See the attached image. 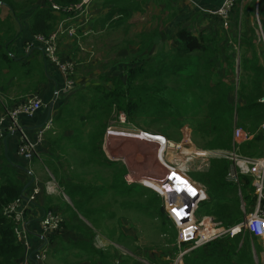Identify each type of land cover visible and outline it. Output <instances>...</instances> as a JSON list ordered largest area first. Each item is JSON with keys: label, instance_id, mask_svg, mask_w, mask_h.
I'll return each instance as SVG.
<instances>
[{"label": "trees", "instance_id": "obj_1", "mask_svg": "<svg viewBox=\"0 0 264 264\" xmlns=\"http://www.w3.org/2000/svg\"><path fill=\"white\" fill-rule=\"evenodd\" d=\"M108 1L137 9L142 6V1L138 2L137 0ZM179 1L166 0L169 4ZM82 2L83 0H53L47 14L43 17L38 16L34 21L36 35L49 37L54 34L56 32L54 30L64 20L62 18L68 14L67 12H65L66 14L62 13L64 16L58 18L52 12L54 10L52 5H57L65 10ZM242 2V0L237 2L235 6L237 12H239ZM5 3L12 7L13 11H16L17 4L11 0H5ZM176 16V13L173 14L172 20ZM254 16L255 9H251V14L246 9L244 22L241 24L239 21L235 22V29L239 30L240 33L236 42L239 49L238 58L234 56L236 52L222 46L224 37H221L219 31L201 32L196 35L191 30L183 28L176 32L173 45L171 44L168 48L156 52H154L156 40L161 38L157 29L153 31L151 36H143L142 43L147 45V49L151 51L152 55L148 61L138 67L129 68L126 79H120L113 89L103 86L96 89L93 98H86L85 95H82L77 100L79 107L83 105L89 107L85 117L91 127V132L84 135V132L70 128L76 130L77 134L70 137H58L55 142H50V146L58 150L61 143L67 140L74 149L85 155L84 161L96 162L102 166L106 164V161L101 152V146L107 131V121L112 112H123L128 117L129 122L134 125H138V120L144 117L151 119L152 122H172L174 126L181 128L186 122H192L190 119L192 114L198 117L203 111L200 119L197 122H192L194 123V134L202 140L203 148L207 150H231L234 132L236 129L242 128L245 132L254 134L255 137L253 141L242 145L241 153L249 157L262 156L264 137L259 129L264 122V102L262 101L264 99V65L258 57L259 50L257 48L260 39L257 33L258 26L253 25ZM1 32L9 37L10 40L7 44L18 37L14 25L4 24L2 21H0ZM221 62H226L234 74L239 72L238 83H231L221 76L220 72L223 70H219L218 66ZM10 63L11 66L9 67L8 64ZM4 65L12 69L14 62L6 53L0 51V83H7L9 76L23 78L28 74V69L26 71L23 66L17 65L13 70L7 72ZM235 67L238 68L236 71ZM41 77L44 79L45 76L42 75ZM171 79L172 88L167 84ZM181 83L187 84V89L194 85L199 98L194 100L191 93H188L186 101L183 100V93L180 91L183 89ZM169 91L170 94L172 93V98L167 95ZM188 96L192 98L189 99ZM176 99L182 100V102L177 103ZM73 107L62 109L57 119L53 120L54 126L56 122L60 129L61 125L68 129V124H75L74 121L69 122L70 119L75 120L77 117ZM64 115L67 118H63ZM158 138L168 140L164 137ZM56 144L58 147L54 146ZM64 153L67 155L66 151ZM230 168L231 163L227 160H213L209 172L190 174L194 181L206 188L210 197L208 203L201 201L199 204L200 208L203 209V214L213 216L226 227L239 224L244 216L241 211L240 200L236 195L238 190L226 180ZM55 170L59 173L58 169ZM126 172L125 169L121 172L120 181H123V175ZM74 178L80 180L78 176H74ZM59 181L61 188L63 186L67 188L72 186L71 189L77 188L73 181L66 182L65 177H60ZM177 182L173 185L170 184L168 191H166L169 203L175 206L178 203L176 200L180 202L185 200L181 209L187 207L186 211L191 217L196 208L195 203H192L194 202V194L186 190L189 186L188 182L187 185H179ZM118 186L119 184L114 185L119 193H122ZM25 187L19 180L12 179L0 188V264H19L26 257L25 245L15 233L16 223L3 215L6 206L23 198ZM190 187L192 188L191 184ZM178 188L181 190L177 191ZM154 196L155 198L151 203L159 206L160 203L155 202L157 196ZM70 197L72 198V192ZM68 207L69 212L73 214V219L77 221L76 209L69 205ZM77 208L80 209L81 206L78 205ZM56 212L61 214L60 211ZM160 213L166 221L163 210ZM83 216L89 219L88 214L84 213ZM64 224L63 230L68 226L66 221ZM83 224L86 226L85 223ZM72 229L79 231L78 228L72 227ZM255 241L256 239L248 235L243 243L242 237L220 239L186 254L183 261L184 264H254L252 247L254 243L256 244ZM183 246L187 247V244ZM178 252L177 250V255ZM98 254L103 261L106 259L103 253L98 252Z\"/></svg>", "mask_w": 264, "mask_h": 264}, {"label": "rangeland", "instance_id": "obj_2", "mask_svg": "<svg viewBox=\"0 0 264 264\" xmlns=\"http://www.w3.org/2000/svg\"><path fill=\"white\" fill-rule=\"evenodd\" d=\"M137 1H142V6L139 3L140 9L131 6L125 7V5L119 4H112V8H107L105 6L107 0H94L91 5L90 20L87 25L80 27L76 36H64L61 39V53H63L62 55H64L65 59L60 55V51L58 57L62 63L71 62L74 68L70 75L75 88L72 91H68L71 95L65 102L68 103L69 107L74 106V111L78 115L75 125L80 131H85L86 134L91 132V127L85 117V114L89 111V107L84 105L79 107L77 100L82 95H85L86 98H93L96 89L103 86L113 89L120 79H126V73L129 68L138 67L145 61H148L152 57L151 51L147 49V45L142 43V40L143 36H151L155 29H157L161 38L160 40H156L154 52L168 48L171 44L173 45L176 32L187 28L196 35H199L201 32L211 33L219 31L221 37H224L222 46L236 52L234 56L238 58L239 49L236 41L239 36L238 31L235 29V22L237 20L235 18V8L231 15L233 30L226 32L222 24L218 23L214 16H206L204 14L205 11L200 10V8L195 10L198 12L193 11L192 17L191 14L193 12L190 14L189 20L186 19V14L184 13L181 22L176 23L175 20H172V16L175 13L177 14V9L181 10L183 8L185 5L183 2L179 3V1L169 4L166 0ZM185 1L192 2L191 0ZM246 9L242 8L241 13L244 14ZM108 16H113V19L115 16H119L120 18L118 20L115 19L118 22L114 21L111 25L106 26L103 20ZM92 21L94 24H90ZM257 24L258 22L254 20L253 25L257 26ZM100 25L103 27H100ZM63 43H69V45L64 47ZM258 45L261 50V43ZM259 58L260 62L264 63V56ZM218 66L219 70H223L220 74L225 80L231 81V83L234 82L235 84L239 82L238 71L234 74L228 68L230 66L226 62H221ZM237 69L235 67V71ZM167 84L172 88V79ZM180 85L183 88L180 90L183 93V100L186 101L188 93H191L194 100L199 98L194 85L189 89H187L188 86L185 83H181ZM31 90V93L35 92H33L34 88ZM167 95L172 98L170 91ZM188 97L189 99L192 98L191 96ZM176 102H182V100L176 99ZM4 110L5 108H3ZM119 113L122 112H112L107 121L105 141H107L108 147H106V151H102L106 164L101 166L96 162L84 161L85 155L75 150H68L66 156L62 149L60 152H57L60 159L59 162L55 163L59 173L54 169L52 160L44 158L43 167H45L48 173H46L47 179L51 180L52 183L60 177H65V179L71 181L74 176H78L84 185L91 187L88 189L90 193L98 192L96 193L98 197L89 201H87L88 196L76 200L65 198V203L76 209L77 221L73 219L71 212L70 216L68 214V219L65 211H60V213L63 214V220H67V223L84 226V229H92L95 236H97L98 246L100 243L102 245L107 244L105 242L106 236L116 235L114 234L115 228L120 227L127 239L123 241V245L115 243L120 249L116 247L119 253V257L116 260L119 262L118 264H122L124 258L129 261V264H175L180 253L178 244L179 232H176V228H182L183 226L188 228L191 223L197 222L194 225L196 227L206 217L201 218L200 212L192 213L191 217H189V212L186 211L187 207L183 210L181 209L185 200L183 199V202L176 200L178 203L173 206L172 203H169L168 193L166 192L170 184L173 185V183L179 181L176 177L184 180L187 176L189 178L187 182H190V179H192L190 174L198 172L194 163L196 161V152L207 149L202 147V140L195 136L194 123L192 122H197L203 115V111H201L202 114L198 117L192 114L190 116L192 122H186L181 128L174 126L172 122H152L151 119H145L144 117L138 120V125H134L129 122L126 115L127 122L121 124L118 118ZM67 126L69 127L68 129H60L56 124L51 132L52 135L50 134L45 141L58 136L63 130H67L69 132L67 133L68 135L75 131L74 129H70L73 124H68ZM140 131L154 136L151 137L156 138L154 140H161L163 143L170 141L171 143L182 145L184 151L181 152L179 158L174 159L172 158V148L165 149L162 154L163 150L161 149L160 152V147L153 143L140 141L130 136L122 138V133L131 135ZM110 133L114 135L108 136ZM115 134H121L122 136ZM158 137H164L168 140H162ZM120 139L128 141L130 144L128 143L123 146L121 141H119ZM64 146H67L66 142H62V148ZM191 158H194L192 162L189 161ZM172 162L176 163V167L181 164L184 165L189 170V174L172 171ZM124 169L127 172L123 175V181H120L121 172ZM164 173H169V179L164 184L159 185L148 179L154 178L157 180L158 177H163ZM128 176L137 182L129 185L127 181ZM52 184L54 185V183ZM118 184L122 193H119L117 188L114 187V185ZM89 186L85 187L89 188ZM71 187L67 188L66 195L68 196L72 192ZM243 190L245 191V189ZM154 195L157 196L155 200L158 198L160 207L151 203L155 198ZM200 201L199 198L198 203ZM84 203H86V206L83 205ZM78 205H82V207L78 209ZM85 209L91 213V218L86 219L83 217ZM161 210H163L166 216V221L161 216ZM56 211L59 210L56 208ZM174 217L180 222L179 224L174 222ZM83 221L86 226L83 224ZM192 236H194V233ZM108 242L110 243V241ZM255 242L256 244L254 243V245L257 251L260 252L256 258L257 264H264V240L256 239ZM177 250L179 251L178 255Z\"/></svg>", "mask_w": 264, "mask_h": 264}, {"label": "crops", "instance_id": "obj_3", "mask_svg": "<svg viewBox=\"0 0 264 264\" xmlns=\"http://www.w3.org/2000/svg\"><path fill=\"white\" fill-rule=\"evenodd\" d=\"M11 1L14 4H17L16 11H13L12 7L7 6L5 0H0V21L4 22V24L9 23L14 25L15 31L16 33H18V37L16 40H13L11 43L7 44V42L10 39L9 37L5 36L3 32H1L0 51L6 53L8 57H10V60L14 62V66H12V69H9L7 65H4L5 71L7 72L11 71L17 65H20L23 66V68H25L26 71L28 69V74L23 78L9 76V80L7 83L4 82L0 83V116L2 112H4L3 108H5V110L14 108L20 102L19 100L21 97H23L24 94L28 95L32 92L31 90L32 88L35 89L33 90V92L39 91L37 93L34 92L31 94H41L46 104V107H44L34 117H27L25 115L20 116L21 129L23 130V133L29 135L30 138L35 141L37 135L40 132V129L45 125V123L48 120L52 119V125L54 126L53 120L55 121L57 119L59 112L64 108L65 109L70 108L68 106V103L65 101L69 98L71 94H69V92H67L66 90V83L59 68L53 65L45 57L41 44L40 42L37 41L36 38L38 36L36 35L37 32L34 30V21L37 19L38 16L43 17L47 14V12L49 11L50 3L53 0H11ZM191 1L192 2L180 0L179 3L183 2L185 5L181 10L177 9L176 6L177 16L174 18L176 23L181 22L182 17H184V13L186 14V19L189 20L190 14L193 11L198 12L195 11L198 8H200V10L202 9L218 10L225 3V0H191ZM242 1H243L241 3L242 6L240 5L241 8L239 7V12H237V9L235 12V18L237 19L236 21H239V23L241 24L245 20V12L244 14L241 13L242 8H247L249 14H251V9H255V16L253 18L259 24V27H257V33L260 32L258 33V35L260 36L261 34H263L264 36V0H261L259 3L257 2V0H242ZM107 2L105 4L107 8H112L113 7L112 4H115V3H109L108 0ZM91 5L88 10L90 15L86 19L83 18L85 13H83L82 15L77 14L75 16L74 15L75 13L73 14V12L72 13L67 12L68 14H66L64 11H59V10L56 11L53 10L52 12L56 14L58 18H61L62 16H64V14H66V17L62 18V20L63 19L64 20L63 21L61 20L62 22H64L65 20H67L65 18L70 19L69 21L66 22L65 27L70 25L82 27L87 25V23L90 20ZM194 12L191 14V17L193 16ZM205 15L209 16L207 14ZM115 18L116 16L114 17V19L113 16L112 17L108 16L104 18L103 20L104 25L109 26L112 23H114V21L118 22L117 20H115ZM214 18L218 21V23L222 24L224 31L231 32L233 30V26L231 24V16L228 22V28L225 27L224 25L225 22H223L219 17H214ZM90 24H94V22L92 21L90 22ZM102 25H100V27H103ZM57 28L59 27L57 26ZM57 28L54 30V32L55 31L57 32ZM239 34L240 33L238 30V36ZM64 36H69V35H64ZM61 39L62 37L59 40L60 41L59 51H60V55L63 57L64 55H62L63 53H61L62 52ZM260 43L262 49L261 50L259 49V45L257 48L259 50V57L264 56V41L260 39ZM68 45L69 43L66 44L63 43L64 47ZM29 46L31 47L30 52L27 51V47ZM262 65H264L263 62ZM8 66L10 67L11 63L8 64ZM42 75L45 76L44 79H42L41 77ZM56 97L57 99L55 101L54 108L52 110V113L50 114L51 104ZM63 118H67L66 115H64ZM75 120L70 119L69 122L74 121L76 124ZM56 124L58 125V123L55 122V125ZM75 124H73L72 128L76 129L77 131H80ZM62 126L63 125H61V129H63ZM76 130L73 133L70 132L71 133L70 135L67 134L69 133L67 130H63L62 132H60L58 136L52 137L51 139L49 138L48 141H45L49 137L53 129L50 132H47L44 142H42L38 148V153H41V155L39 156L38 159L36 158L35 161L28 162L18 153L19 147L22 144L21 133L10 132L6 126L0 127V188L6 185L9 180L12 179L19 180L22 184L26 186L22 196L23 197L22 201L24 203H27L29 201V197L34 189L36 188L41 189V194H39L36 197V201L30 204L29 206H27L25 210L24 230L28 234L29 248L25 247L26 257H24L19 262V264H116V263L118 264L119 263L116 261L119 257V253L116 250L117 247L116 245L117 244L123 245V241L127 239L126 235L124 234V232L121 230L120 227L115 228L114 234L116 235L106 236V240L110 241V243L105 240V242L107 243L104 244L105 247H98L97 245L98 239L97 236H95V234L93 233L92 229H84V226H77L76 224L74 223L70 224L69 222L67 223V220H66V224H68L67 228L64 229L61 233H59V235L57 234V236L55 235L50 239H46L42 233L41 219L47 211L53 209L56 210V208L59 211H64L65 209L67 219H68V214L69 216L71 215L69 212V207L65 203L66 200L65 198L76 200L78 198L81 199L84 198L85 196H88L87 201H89L90 199L94 200L96 197H98V195L96 194L98 192L96 193L89 192L88 189L91 188L89 185H84L82 180L77 181L76 178H72L71 181L66 179V182L69 183L73 181V183L77 185V188H72V198H71L70 196L66 195L67 187L66 186H63L62 188L60 187L59 185L60 178L55 179L57 183L53 181L52 182L54 183L53 185L51 183V180L47 179V175H46L47 172L45 170V167H43L44 158L45 159L50 158L54 164V169H58L57 165L55 164L56 162H59L60 159L57 152H60L62 149L63 152L66 151L67 154H68V150H75L79 152L78 150L74 149L67 140L63 141L66 142L67 145L64 146V148H62V143L58 150H55L54 147L50 146V142H55L58 139V137L61 136L70 137L76 135L77 133ZM82 132H84V135H87L89 133L88 132L86 134L85 131ZM249 136L251 138L244 144L254 140L255 137L254 134H249ZM119 141H121L123 146L129 143L128 141H122L121 139ZM54 146L58 147V144ZM106 147H108V145L107 142L105 141V135H104L103 144L101 146V152L104 150L106 151ZM249 158L263 159L264 146H263L262 156L249 157ZM184 180L187 181L189 180V178L186 176ZM243 182H244L242 187L243 200L237 191L238 200H240L241 203V211L244 215L240 223L244 221L246 216V214L242 210V201H244V203L246 204L247 213L253 211L255 207V198L253 197L251 190L250 177L249 176L243 177ZM50 184H51V190L49 191L47 190L46 187ZM177 184L181 185L179 181L177 182ZM188 184L192 185V189H194V193H195L193 203H195L196 208L194 213L200 212V216L201 218H203L206 215L203 214V209H201L200 206L198 205V200L199 198H201L200 200H202V203H208L210 201V197L207 193V190L203 185L197 183L193 179H190V182H188ZM85 186H89V188H86ZM243 189H245V191ZM80 190H82V192H80ZM157 201L158 198L157 200H155V202L157 203ZM83 205L86 206V203H84ZM80 206L82 207V205ZM84 213L88 214L89 218H91V213H89L86 209ZM206 217H213V216H206ZM174 222L177 224L180 223L178 220H176L175 217H174ZM180 225L182 226V224ZM72 227L78 228L79 231L73 230ZM179 229L180 228H176L177 233L179 232ZM238 237L241 238L242 235ZM244 239L242 238V243L244 242ZM191 243L192 242H186L185 244H187V247H189ZM117 249L119 248L117 247ZM254 250H256L257 253H260L257 251L255 245L253 244L252 247L253 262L254 264H257L256 257L254 255ZM98 252L103 253L105 255L106 259L104 261L99 256ZM41 253L46 255V259L44 261L38 262L36 260V256ZM120 258L122 259V257ZM122 264H129V261L127 259L125 260L124 258Z\"/></svg>", "mask_w": 264, "mask_h": 264}, {"label": "built area", "instance_id": "obj_4", "mask_svg": "<svg viewBox=\"0 0 264 264\" xmlns=\"http://www.w3.org/2000/svg\"><path fill=\"white\" fill-rule=\"evenodd\" d=\"M93 0H83L82 3L78 4L75 7L66 8L63 10L61 7L57 5H53L56 10L75 13V16L84 15V19L88 18L89 14V7ZM240 0H225L224 5L218 10L212 9H202L204 10L205 14L214 17H220L223 22H225V27L228 28V22L231 16L232 11L234 10L237 2ZM261 0H257L259 3ZM86 11V12H85ZM70 19L65 20L62 22L56 32V34L51 35L50 37L44 36H37V41L40 42L42 50L44 52L45 57L56 67L59 68L64 81L66 83V90L72 91L75 88V84L71 80V73L73 72V64L71 62L62 63L60 58L58 57L59 51V44H60V34L63 33H70L71 36H76L79 32L74 27L68 28L66 32H62L65 28L66 22ZM259 39L264 41V36L261 34ZM27 51H31V47H27ZM20 102L11 109L4 110L0 116V127H7L10 132H20L22 144L19 147V155L23 157L28 162H33L36 158H39L38 148L43 142L44 135L46 131L52 129V119L48 120L43 128H41L39 134L37 135L35 141L30 138L29 135L23 133L21 129L20 123V116L25 115L27 117H34L36 116L46 104L44 102L43 97L40 94H28L20 98ZM264 102V99L262 100ZM118 118L121 124H125L127 122L126 116L124 113H119ZM260 133L264 137V122L260 126ZM19 134V133H18ZM20 135V134H19ZM114 134H108L111 136ZM117 136H130L140 140V141H147L149 143H153L157 145L158 140H154L156 138H151V136L144 132H137L136 134L127 135L122 133L115 134ZM107 138V136H106ZM251 137L249 134L245 133L242 129H236L234 132L233 137V144L231 150H199L200 152H196V161L195 167L197 168L198 172L194 173H207L210 171L212 166L213 160H227L231 163L230 172L227 176V181L234 185L238 190L242 200V187H243V177L249 176L251 179V190L253 197L255 198V207L253 211L250 213L246 212V204L242 201V210L246 214L245 219L242 223L232 225V226H224L221 222H218L213 217H205L201 220L198 226H194L197 222L191 223L188 228L182 227L179 229V238L178 244L180 253L176 260L175 264H184L183 257L198 249L201 248L211 242L224 239V238H236L242 235L244 239L247 235L253 239L264 240V158L263 159H254L249 158L241 153V146L245 142H247ZM109 139V138H108ZM153 141V142H152ZM155 141V142H154ZM107 142V141H106ZM160 147V146H159ZM162 154L165 149L172 148V158L177 159L179 158L181 152L184 151L182 145H177L175 143L168 142V145L163 148ZM176 154V155H175ZM194 158L189 159V161H193ZM176 163L172 162V171L174 172H183L188 173L189 170L184 166L180 165L178 167L175 166ZM172 172V173H174ZM169 173H164L163 177H158V179L148 178L151 181L161 185L164 184L169 179ZM192 174V173H191ZM137 180V179H136ZM127 181L129 185L136 183L137 181L132 180L129 176L127 177ZM143 184H145L143 182ZM149 186V185H147ZM48 190H51V187H48ZM41 194V189L36 188L33 190L29 197V201L24 203L22 199L16 201L14 203L9 204L3 210V215L11 219L14 223H16L15 233L18 236L19 240L25 245V247L29 248V239L28 234L24 229V222H25V210L27 206L32 204L36 201V197ZM202 201V200H201ZM200 201V202H201ZM198 203V205L200 204ZM64 220L61 214L56 211H47L41 219V229L43 236L46 239H50L51 237L61 233L63 231ZM207 224L211 227L213 232L208 233ZM188 230H193L194 236L188 238L186 233ZM193 235V234H192ZM186 242H192L189 247H184L183 245ZM98 247H105L104 245L100 244ZM260 253H257L254 250V255L257 258ZM36 260L38 262L45 260V255L43 253L38 254L36 256ZM263 260H264V252H263Z\"/></svg>", "mask_w": 264, "mask_h": 264}, {"label": "bare ground", "instance_id": "obj_5", "mask_svg": "<svg viewBox=\"0 0 264 264\" xmlns=\"http://www.w3.org/2000/svg\"><path fill=\"white\" fill-rule=\"evenodd\" d=\"M94 1V0H93ZM92 1V2H93ZM260 2V1H259ZM92 4V3H91ZM90 4V5H91ZM53 6V5H52ZM53 8H54V6H53ZM54 10H56L55 8H54ZM120 17L119 16H117L115 19H119ZM70 27H74L76 30H79V26H73V25H70V26H67V27H65L64 28V30L62 31V32H66V30H68V28H70ZM54 34H56V32L54 33ZM53 35V34H52ZM64 35H69L70 37H72L71 35H70V33H68V31L66 32V33H63L62 35L60 34V36L61 37H63ZM51 36V35H50ZM49 36V37H50ZM45 37V36H44ZM60 37V38H61ZM60 40V39H59ZM53 126V125H52ZM48 131H46V133H47ZM122 138H123V136H122ZM125 138V137H124ZM44 140H45V135H44V138H43V142H44ZM140 140H141V138H140ZM160 147H163V148H165L167 145H168V143H163L161 140H159L158 141V143H157ZM162 149V148H161ZM163 150V149H162ZM48 187H51V184L50 185H48L46 188H47V190H48ZM51 211V210H50ZM62 215V214H61ZM17 226V225H16ZM207 227H208V233H211V232H213V230L211 229V227L207 224ZM24 230V229H23ZM45 255V254H44ZM45 259H46V255H45Z\"/></svg>", "mask_w": 264, "mask_h": 264}, {"label": "water", "instance_id": "obj_6", "mask_svg": "<svg viewBox=\"0 0 264 264\" xmlns=\"http://www.w3.org/2000/svg\"><path fill=\"white\" fill-rule=\"evenodd\" d=\"M56 99H57V97L55 98V100H54V101L52 102V104H51L50 114L52 113V110H53V108H54V104H55ZM193 232H194L193 230L188 231V232L186 233V236H187V237H192Z\"/></svg>", "mask_w": 264, "mask_h": 264}, {"label": "snow or ice", "instance_id": "obj_7", "mask_svg": "<svg viewBox=\"0 0 264 264\" xmlns=\"http://www.w3.org/2000/svg\"><path fill=\"white\" fill-rule=\"evenodd\" d=\"M176 179L179 180V177H176ZM180 183H181V184H185V185H187V181H185V180H180ZM180 190H181V189H179V188L177 189V191H180ZM187 190H188L189 192H192L193 194H195V193H194V189H192L190 186L187 187Z\"/></svg>", "mask_w": 264, "mask_h": 264}]
</instances>
